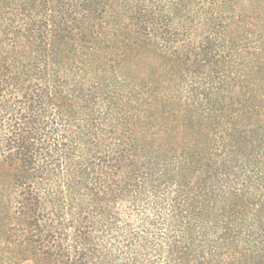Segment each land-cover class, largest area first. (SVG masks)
<instances>
[{
    "label": "trees",
    "instance_id": "obj_1",
    "mask_svg": "<svg viewBox=\"0 0 264 264\" xmlns=\"http://www.w3.org/2000/svg\"><path fill=\"white\" fill-rule=\"evenodd\" d=\"M0 264H264V0H0Z\"/></svg>",
    "mask_w": 264,
    "mask_h": 264
}]
</instances>
